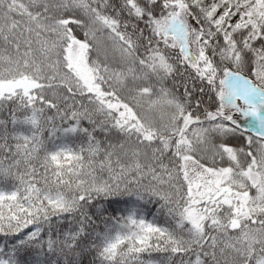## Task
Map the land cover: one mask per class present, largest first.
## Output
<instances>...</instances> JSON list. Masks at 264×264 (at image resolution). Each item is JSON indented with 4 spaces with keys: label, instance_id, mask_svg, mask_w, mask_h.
<instances>
[{
    "label": "snow or ice",
    "instance_id": "1",
    "mask_svg": "<svg viewBox=\"0 0 264 264\" xmlns=\"http://www.w3.org/2000/svg\"><path fill=\"white\" fill-rule=\"evenodd\" d=\"M0 264H264V0H0Z\"/></svg>",
    "mask_w": 264,
    "mask_h": 264
}]
</instances>
